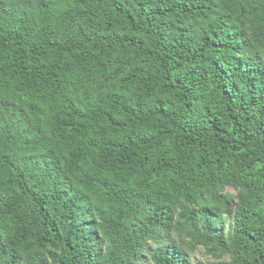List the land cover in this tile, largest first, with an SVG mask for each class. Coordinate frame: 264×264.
I'll use <instances>...</instances> for the list:
<instances>
[{
	"label": "trees",
	"instance_id": "16d2710c",
	"mask_svg": "<svg viewBox=\"0 0 264 264\" xmlns=\"http://www.w3.org/2000/svg\"><path fill=\"white\" fill-rule=\"evenodd\" d=\"M201 245L264 264V0H0V264Z\"/></svg>",
	"mask_w": 264,
	"mask_h": 264
},
{
	"label": "rangeland",
	"instance_id": "374dc122",
	"mask_svg": "<svg viewBox=\"0 0 264 264\" xmlns=\"http://www.w3.org/2000/svg\"><path fill=\"white\" fill-rule=\"evenodd\" d=\"M226 192L237 195V192L228 188ZM232 214L229 216V222L226 226L227 230L225 235L230 232L233 235L232 230ZM172 238L175 239L178 243H180L184 248H187L190 243V238L185 234L179 235L177 233L172 235ZM154 248V246H153ZM190 259L192 264H233L232 256L230 252L222 250L220 247L212 251L210 247L205 246H197L194 252L190 253ZM143 264H152L149 259H147Z\"/></svg>",
	"mask_w": 264,
	"mask_h": 264
}]
</instances>
